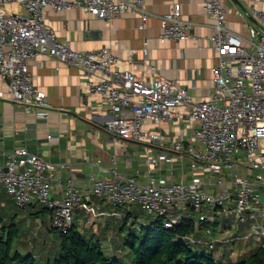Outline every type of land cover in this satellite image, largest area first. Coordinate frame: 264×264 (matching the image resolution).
<instances>
[{
  "label": "built area",
  "instance_id": "obj_1",
  "mask_svg": "<svg viewBox=\"0 0 264 264\" xmlns=\"http://www.w3.org/2000/svg\"><path fill=\"white\" fill-rule=\"evenodd\" d=\"M148 1L0 0V79L7 85L10 101L28 114L46 104V94L33 85L30 63L39 55H48L81 70L89 92L98 94L110 111L106 129L115 142L155 145L160 135L150 132V124L160 127L187 119L193 141L203 148L179 139L173 150L190 158L194 171L207 170L211 183L216 180L219 195L207 192L199 175L187 183L150 178L142 184L116 171L111 180L91 174V192L115 208L136 205L149 215L163 217L165 228L182 223L183 217L172 213L179 208L192 209L198 214V223L209 220V216L234 215L242 225H251L252 236L264 240L263 10L252 8L260 25L250 27L244 36L228 28L222 0H203L204 13L213 21L209 42L216 49L219 62L211 68L214 88L201 102L194 101L188 88L172 80L158 77L145 82L130 70L116 69L119 57L110 48L75 50L46 25L47 8L56 12L82 10L105 19L138 12L142 19L140 29L144 30ZM15 6L21 7L22 12L13 11ZM192 27L176 3L161 18V40L190 39ZM98 74L101 77L96 79ZM151 153L152 146L146 150L150 168L161 161L171 163L167 155L154 158ZM239 168L247 175L254 173V177H241ZM6 169L0 168V195L7 193L20 210L33 203L48 208L55 229L66 231L73 225V212L83 195L70 164L50 162L21 146L8 154ZM64 170L69 171V176L62 183L57 176ZM226 170L229 176L224 179ZM191 242L210 249L216 245L200 239Z\"/></svg>",
  "mask_w": 264,
  "mask_h": 264
},
{
  "label": "crops",
  "instance_id": "obj_2",
  "mask_svg": "<svg viewBox=\"0 0 264 264\" xmlns=\"http://www.w3.org/2000/svg\"><path fill=\"white\" fill-rule=\"evenodd\" d=\"M222 2L227 11V26L231 30L247 36L250 27L260 25L252 8L264 11V0ZM176 3L182 7L183 19L193 23L192 37L184 41L163 42L160 37L161 18ZM145 9L148 20L144 30L140 29L142 19L138 12L105 19L82 10L56 12L47 8L46 25L58 34L61 41L70 42L75 50L110 48L119 57L116 69L130 70L145 82L158 77L172 80L178 86L188 88L194 101L207 100L214 88L211 68L218 64L219 57L209 42L213 21L204 13L203 0H150ZM13 11L22 12L19 6H15ZM30 72L35 88L46 94V104L30 114L10 101L7 85L0 79V168H6L8 154L21 146H27L31 153L50 162L70 164L77 188L83 195L82 202L75 208L76 224L82 233L98 240L106 254L115 256L123 250L121 221L123 211L127 210L115 208L94 196L90 189L91 174L98 179L111 180L116 171L120 176L134 177L142 184H147L150 178L166 183H187L199 175L207 192L220 194L216 180L211 183L207 170L194 171L192 160L173 150L174 142L179 139L203 148L193 141L187 119L160 127L150 124V132L160 135L155 145L115 142L106 129L110 111L98 94L89 92L80 69L54 57L39 55L30 63ZM100 77L98 74L96 79ZM150 146L152 157L167 155L171 163L161 161L154 169L150 168L146 156ZM239 173L243 178L254 177V173L247 175L242 168H239ZM68 176L69 171L64 170L57 179L64 183ZM228 176L229 171L226 170L222 177L226 179ZM92 208L94 211H90ZM38 211L40 209L33 212ZM172 213L183 218L191 217L193 213L198 215L184 208L172 210ZM207 214L212 213L207 211ZM221 216L225 220L236 221L234 215ZM36 218H41L43 226L45 222L50 223V213H42ZM209 218L208 222L214 224V217ZM244 226L251 233V225ZM238 232H242L245 238L250 234L243 228L228 234Z\"/></svg>",
  "mask_w": 264,
  "mask_h": 264
},
{
  "label": "trees",
  "instance_id": "obj_3",
  "mask_svg": "<svg viewBox=\"0 0 264 264\" xmlns=\"http://www.w3.org/2000/svg\"><path fill=\"white\" fill-rule=\"evenodd\" d=\"M9 198L5 192L0 195V264H122L116 257L107 256L100 242L82 233L76 222L66 231L55 229L48 208L33 203L27 208L40 211L23 217ZM2 201L14 204L17 210L10 213ZM135 207L138 208L124 207L127 211H123L121 221V234L129 228L121 247L131 250L133 264H264V240H258L250 232L247 238L238 232L236 237L215 242V248L210 249L207 245L191 242V239L211 241L214 225L208 220L198 223V215L193 213L183 218L180 225L165 228L163 217L149 215L139 206ZM42 213H50V223L45 222L44 226L48 237L54 239V247L45 252L42 243L34 237L37 236L35 228L28 223L33 215L37 217ZM249 237L251 240L245 244L244 239ZM238 250H241L240 255ZM235 257L238 262H231Z\"/></svg>",
  "mask_w": 264,
  "mask_h": 264
},
{
  "label": "rangeland",
  "instance_id": "obj_4",
  "mask_svg": "<svg viewBox=\"0 0 264 264\" xmlns=\"http://www.w3.org/2000/svg\"><path fill=\"white\" fill-rule=\"evenodd\" d=\"M7 200H8V198H7ZM2 202L1 203L5 206L7 211H9L10 213H14L17 210L15 208L14 204L6 203L4 201H2ZM118 209L121 210L122 208H118ZM36 210H39V208H37ZM32 212L33 211H32V209L30 207L25 209V210L18 211V213L21 216H23V217H28V215H30V213H32ZM76 216H77V213H76V211H74L73 212V220H74V222H77V220H78L76 218ZM30 220H31V222H28V223L32 224V226L35 228L34 231H36L34 234L37 235V236H34V235L33 236L36 237L38 243H42V246H43L42 248H43L44 252L45 251H50L51 247L52 246L54 247V245L52 243V240L54 241L53 236L48 237V234L44 230V226L41 225V223H42L41 222V218H36L33 215V217L30 218ZM213 221H215V223L213 224L214 226L212 227V230L214 231L213 232L214 235L211 236V241H214V242L221 243L224 240L236 237V234L231 235V234H228V233H232L233 234L239 228L240 229L241 228L245 229L246 233L250 232V230L246 226L242 225L238 220H236V221L235 220H229L228 221V220H225L222 216H219V217L217 216V217H214ZM128 230H129V228H125L124 229V232H123L124 237L128 234ZM240 238H242V236H240ZM244 240L246 241L245 244H247L251 240V238L249 237L248 240L247 239H244ZM30 242H32L34 244V241L32 240V238H31ZM32 247H33V245H32ZM221 251H223V250L221 249ZM240 252H241V250H240ZM240 252L238 250L237 254L240 255ZM107 256L116 257L118 260H121L122 264H133L132 252H131V250L129 248H126L125 250L120 251L115 256H110L109 254H107ZM38 259H41V257H39V255H38ZM40 261H42V260H40ZM231 262H233V263L238 262V258H236V257L232 258Z\"/></svg>",
  "mask_w": 264,
  "mask_h": 264
},
{
  "label": "water",
  "instance_id": "obj_5",
  "mask_svg": "<svg viewBox=\"0 0 264 264\" xmlns=\"http://www.w3.org/2000/svg\"><path fill=\"white\" fill-rule=\"evenodd\" d=\"M4 170H5V171H7V169H6V168H5Z\"/></svg>",
  "mask_w": 264,
  "mask_h": 264
}]
</instances>
